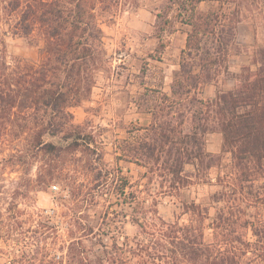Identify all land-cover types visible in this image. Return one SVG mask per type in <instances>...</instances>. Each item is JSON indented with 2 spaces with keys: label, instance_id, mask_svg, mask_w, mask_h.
Segmentation results:
<instances>
[{
  "label": "trees",
  "instance_id": "16d2710c",
  "mask_svg": "<svg viewBox=\"0 0 264 264\" xmlns=\"http://www.w3.org/2000/svg\"><path fill=\"white\" fill-rule=\"evenodd\" d=\"M4 1L11 13L21 9L23 37L41 29L46 59L37 68L17 72L0 53V145L7 138L26 135L32 148L46 153L57 146L45 141V136L59 138L69 148L84 146L86 141L68 109L88 99L98 73L97 68L86 70L102 50L104 32L94 14L100 0ZM171 2L175 14L166 24L189 27L179 69L173 73L170 92L161 93L148 109L150 124L138 129L144 133L123 142L122 156L145 168L149 181L158 177L180 190L186 165L206 162L208 168L215 166V156L205 146L206 136L218 132L224 148L245 166L241 183L254 182L264 177V46L255 49V70L244 67L231 77L233 87L205 100V86L229 72V54L237 46L236 31L244 9L233 5L236 0ZM202 3L217 5L201 9ZM102 170L100 176L108 172ZM124 178L121 194L128 199L126 189L131 183ZM229 191L215 192L199 202H182L186 221L167 222L155 215L147 222L137 217L140 233L132 239L125 236L121 244L116 237L107 244L99 231L90 228L84 235L92 237L90 252L79 248L81 239L72 241L69 248L74 256L69 264L264 263V218L248 216L242 205L245 201L240 204L242 200L234 198L235 190ZM142 193L137 183V207L145 211ZM89 194L93 199L97 196Z\"/></svg>",
  "mask_w": 264,
  "mask_h": 264
},
{
  "label": "rangeland",
  "instance_id": "374dc122",
  "mask_svg": "<svg viewBox=\"0 0 264 264\" xmlns=\"http://www.w3.org/2000/svg\"><path fill=\"white\" fill-rule=\"evenodd\" d=\"M5 5L0 0V53L17 72L39 67L46 59L41 29L23 37L21 9L11 13ZM171 5V0H100L95 5L104 38L95 63L86 71L97 68L98 73L88 99L68 109L84 146L69 148L59 138L45 136L57 146L46 153L32 148L26 135L0 145V264H69L72 241L81 239L79 248L90 252L92 237L84 236L90 228L107 244L113 243L112 237L121 244L125 236L132 239L140 233L137 217L147 222L155 215L167 222L186 221L182 202H199L230 186L234 198L242 200L240 204L245 201L248 216L264 218V177L241 183L245 166L224 148L218 132L206 136L205 146L215 156V166L186 165L180 190L158 177L149 181L145 168L122 156L123 142L144 133L138 129L150 124L148 109L161 93L170 92L173 73L179 69L189 27L166 24L175 14ZM207 5L217 4L202 3L200 8ZM233 5L244 9L237 46L229 54L228 74L208 85L205 99L228 89L234 83L231 77L242 68L255 70V49L264 46V0H236ZM101 169L109 175L100 176ZM124 177L131 183L128 199L121 194ZM137 183L146 197L145 211L137 207ZM90 192L97 194L95 199Z\"/></svg>",
  "mask_w": 264,
  "mask_h": 264
},
{
  "label": "crops",
  "instance_id": "0c3cea01",
  "mask_svg": "<svg viewBox=\"0 0 264 264\" xmlns=\"http://www.w3.org/2000/svg\"><path fill=\"white\" fill-rule=\"evenodd\" d=\"M186 45V44H185ZM243 69V68H242ZM234 81V80H233ZM208 85H210V84H208ZM208 85H206L205 86V88H204V91H203V98L205 99V97H204V95L206 94V92H207V90H208ZM233 85H234V83H232V85H230V87H228V88H231V87H233ZM216 95V92H214V96ZM205 100H209V99H205Z\"/></svg>",
  "mask_w": 264,
  "mask_h": 264
}]
</instances>
